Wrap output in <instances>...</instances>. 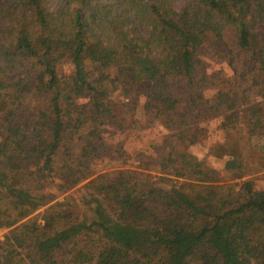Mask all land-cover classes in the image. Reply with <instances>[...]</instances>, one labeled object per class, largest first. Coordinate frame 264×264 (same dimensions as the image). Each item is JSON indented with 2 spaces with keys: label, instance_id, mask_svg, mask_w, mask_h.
I'll list each match as a JSON object with an SVG mask.
<instances>
[{
  "label": "trees",
  "instance_id": "1",
  "mask_svg": "<svg viewBox=\"0 0 264 264\" xmlns=\"http://www.w3.org/2000/svg\"><path fill=\"white\" fill-rule=\"evenodd\" d=\"M211 135L264 147V0H0V264H264V185Z\"/></svg>",
  "mask_w": 264,
  "mask_h": 264
},
{
  "label": "rangeland",
  "instance_id": "2",
  "mask_svg": "<svg viewBox=\"0 0 264 264\" xmlns=\"http://www.w3.org/2000/svg\"><path fill=\"white\" fill-rule=\"evenodd\" d=\"M207 70L209 74L213 71L220 69H225L226 73L231 75V71L226 62L221 64H216L215 61L206 62ZM223 80V79H222ZM164 131L157 125H151L149 127H139V129H129L125 133L120 134L126 140V148L130 153L133 152H143L150 151L158 143L157 141L162 140ZM118 137V135H117ZM118 142V139L115 140ZM264 147L255 139H249L247 137L241 138L238 141L237 138L225 140L221 135H211L209 139L203 140L201 144L192 146L188 148V152L194 154L199 159H206L212 165L219 167L220 160H223L227 154H235L237 156H242L246 159L245 170L246 176L248 177L257 176L260 177V184L264 185ZM106 163L101 164V168L105 167L108 163L109 170H127L136 169L139 160L135 155L133 158L109 157ZM105 165V166H104ZM263 167V169L261 168ZM106 170V168L104 169ZM153 173H157V169L153 168L151 170ZM44 208L35 211L31 216L37 215L42 212ZM8 229L0 228V239H3L7 234Z\"/></svg>",
  "mask_w": 264,
  "mask_h": 264
}]
</instances>
